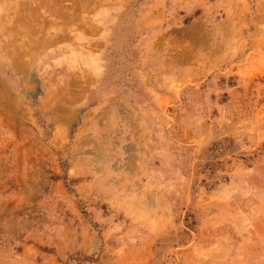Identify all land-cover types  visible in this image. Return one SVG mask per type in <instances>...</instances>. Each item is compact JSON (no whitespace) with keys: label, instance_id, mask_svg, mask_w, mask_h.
Masks as SVG:
<instances>
[{"label":"rangeland","instance_id":"374dc122","mask_svg":"<svg viewBox=\"0 0 264 264\" xmlns=\"http://www.w3.org/2000/svg\"><path fill=\"white\" fill-rule=\"evenodd\" d=\"M0 264H264V0H0Z\"/></svg>","mask_w":264,"mask_h":264},{"label":"crops","instance_id":"0c3cea01","mask_svg":"<svg viewBox=\"0 0 264 264\" xmlns=\"http://www.w3.org/2000/svg\"><path fill=\"white\" fill-rule=\"evenodd\" d=\"M179 58L181 59V56H178V57H177V60H178Z\"/></svg>","mask_w":264,"mask_h":264}]
</instances>
